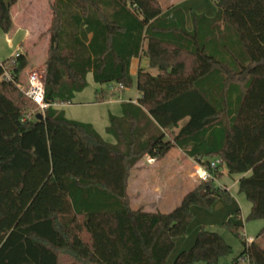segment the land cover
Returning a JSON list of instances; mask_svg holds the SVG:
<instances>
[{
	"label": "trees",
	"instance_id": "trees-1",
	"mask_svg": "<svg viewBox=\"0 0 264 264\" xmlns=\"http://www.w3.org/2000/svg\"><path fill=\"white\" fill-rule=\"evenodd\" d=\"M4 1L0 28L9 33L15 0L9 9ZM213 2V17L191 11L188 30L185 12L163 17L160 0H53L45 60L51 107L41 121L21 88L28 54L1 62L11 80L0 66V264H167L193 207L231 202L218 184L225 174L240 177L238 192L252 205L247 220L264 222V0ZM141 57L158 75L138 70L137 103L110 116L114 144L56 108L72 103L89 74L99 85L131 87V62ZM172 148L200 160L212 178L170 212L132 209V169ZM223 227L244 245L233 264H264V227L251 243L235 220ZM231 253L219 233L202 228L171 264H219Z\"/></svg>",
	"mask_w": 264,
	"mask_h": 264
},
{
	"label": "rangeland",
	"instance_id": "rangeland-1",
	"mask_svg": "<svg viewBox=\"0 0 264 264\" xmlns=\"http://www.w3.org/2000/svg\"><path fill=\"white\" fill-rule=\"evenodd\" d=\"M168 1L169 0H160L163 8H168ZM187 1V0H186ZM203 4V14L206 12H209L210 9L211 11H214V15L216 14L217 8L216 5L214 4L213 0H201ZM24 31L21 29H13L9 33H5L1 28H0V62L6 61L12 57L15 56L17 52L19 53H25V52H30L29 58L32 62V67H36V71L43 74V59H44V54L42 50H40V40L32 42V45L30 46L33 49H39L38 51H35L32 55V50L29 51L28 46H24L22 44L23 38H24ZM46 35V34H44ZM44 37V36H43ZM32 69V68H30ZM26 76L27 73L22 74V81L23 85L26 84ZM117 86V84H114ZM101 90H106L107 92V98L102 101V102H97L96 101V96L97 92H101ZM111 92L109 91L108 87L105 85H99L94 82L92 74H89L87 76V84L84 90L81 92L79 91L78 93L75 94V97L70 104H64V105H59L56 108L59 111H63L65 117L69 120L73 121H79L80 123L84 124H90L92 125L95 130L98 132V134L104 139L105 142L114 144L115 139L114 137L107 132V127L109 126L110 123V116H117L120 117L123 114V103L129 102L131 99L133 100L137 94V78L134 77L133 84L131 87H126L122 92H117L114 93L113 95L110 94ZM167 155V161L168 162H175V158L178 156L176 150H171ZM192 162L189 160H185L182 162V167L185 168H190ZM194 167L190 168L191 174L194 171ZM239 176L234 175V176H228L225 175L222 180L218 181V184L220 185H226L231 193L236 195L237 193V179ZM195 179V178H194ZM167 183L172 187L171 193H173V197L171 200L173 201L170 204L166 206H159V210L162 212H170L172 209H174L179 203H180V198L182 195L188 193L189 190H191L192 186L189 187V185L185 186L184 184H177V178L173 176L172 179L168 178L166 179ZM197 182L194 184H198L199 181L195 179ZM164 182V181H163ZM165 183V182H164ZM175 185V186H174ZM220 185V186H221ZM133 190H131L132 198L133 197ZM243 200V207L241 208V211H239V208L237 207L236 201H235V206L236 210L232 213V219L235 220L238 224H241L243 226V234L246 236V238H256L258 234L261 232V230L264 227V222L262 220H247V217L250 213L251 210V204L247 200L246 196L244 194H240ZM236 197V196H234ZM237 198V197H236ZM139 199H135V202L133 203V206L136 208L139 204L136 201ZM221 203V207H227L231 204V202H226L222 199H219L216 201V203ZM232 205V204H231ZM216 207V206H215ZM195 210L192 209V213L194 215L193 220L191 221L189 228L192 231L193 227H199L200 230L202 228H206L207 230L214 231L220 234L224 238V240L231 246L232 248V253L226 257L221 258L219 264H233L235 261V258H237L242 251L244 250V245L242 241L239 238H236L235 235H233L229 230L223 227V224L227 221L223 220L220 221L219 224L215 226H211V224H214L212 222L215 221L217 217L216 210H207L205 208L195 206ZM197 209H201L202 211H206L207 215H202L199 212H196ZM217 209V208H216ZM214 211V212H212ZM219 211V210H217ZM239 211V215L236 219H234L235 214ZM220 215V212H218ZM230 220V219H229ZM228 220V221H229ZM190 230L188 229L186 236L178 237L175 240L176 241H181L187 238V236L190 233ZM179 243V242H178ZM193 246V245H192ZM191 248V247H190ZM189 249V248H188ZM183 251V250H182ZM181 251H177L176 248L173 250L171 253L167 264H170L173 262V260L176 258V256L179 254ZM196 264H207L206 262H198Z\"/></svg>",
	"mask_w": 264,
	"mask_h": 264
},
{
	"label": "crops",
	"instance_id": "crops-1",
	"mask_svg": "<svg viewBox=\"0 0 264 264\" xmlns=\"http://www.w3.org/2000/svg\"><path fill=\"white\" fill-rule=\"evenodd\" d=\"M53 0H15V4L11 7L10 12L13 19V29H21L24 31L25 35L23 38L22 44L24 46H28L29 51L32 50V55L35 51H38L39 49H33L30 46L32 45V42L38 41V39L41 41L40 43V50L43 51L44 54V61L42 64L43 67V75L46 76V66H45V60H46V54L49 44V35L47 33L51 21H52V10L50 8V4ZM181 8L186 15V28L188 30H192L193 24L191 19V11H194L197 14H203L204 10L203 4L201 0H169L168 1V8H164L163 17H168L173 10ZM204 15L207 17H213L214 11L210 9L209 12H206ZM46 34V35H44ZM44 36V37H43ZM33 46V45H32ZM31 52V51H30ZM30 52H25L30 54ZM29 66L24 70L23 73H28L32 71H36V67H32V62L29 58ZM32 68V69H30ZM139 69H144L145 71L151 73L153 76L158 75L157 69L151 68L149 66V60L146 57L136 58L133 59L131 62V75L134 79V77L137 78V72ZM22 73V74H23ZM106 87H109L105 85ZM140 98V94L137 90V94L135 98L130 101L133 103H137L138 99ZM129 101V102H130ZM171 150H176L178 156L175 158V162H168L167 161V155ZM162 159L154 161V163L149 164L147 162L149 156H145L133 169L131 172V176L128 183V195L130 197V203L132 209H139L143 208L145 211L148 212H162L159 209V206H166L168 204L171 205L173 202L171 198L173 197V193H171L172 187L169 185L166 181V179L170 178L172 179L173 176L177 178V184H184L185 186L191 185V190L196 186L194 185L197 181L192 177L191 170L193 166H195L200 160H197L195 158H186L184 157V154L182 151L178 148H172ZM185 160H189L192 162L190 168L182 167V162ZM226 172V171H224ZM227 175V174H225ZM240 177H238L236 183L238 186V180ZM165 183H164V182ZM174 185V186H175ZM221 185V184H220ZM226 187L228 190L229 188L226 185H221ZM131 190H133V197L131 194ZM190 191V190H189ZM188 191V192H189ZM230 191V190H229ZM231 204L227 207H221V203H216L213 205L212 210H216V213L218 214L215 219L214 224H211V226H215L220 223V221H228L229 219H232V213L236 210L235 201L237 204V207L239 208V211H241V208L243 207V200L241 197V193L238 192L231 193ZM185 195V194H184ZM184 195L181 196L180 202ZM236 196V197H234ZM135 199L138 202V206L135 208L133 206V203L135 202ZM216 206V207H215ZM217 208V209H216ZM195 210V208H192ZM219 210V211H217ZM196 212H199L202 215H207L206 211H202L201 209H197ZM214 212V211H212ZM220 212V215L219 213ZM166 213V212H163ZM190 230V228H188ZM200 231L199 227H193L192 231L190 230L189 235L186 239L181 241H176L175 248L177 251H188L192 245H194L196 237L198 232ZM177 239V238H176ZM175 239V240H176ZM247 239H254V238H247ZM179 242V243H178ZM174 248V249H175ZM189 248V249H188ZM180 253V252H179ZM221 260V259H220ZM172 263V262H171ZM170 263V264H171ZM221 263V262H220ZM240 264H246L244 261H241Z\"/></svg>",
	"mask_w": 264,
	"mask_h": 264
},
{
	"label": "built area",
	"instance_id": "built-area-1",
	"mask_svg": "<svg viewBox=\"0 0 264 264\" xmlns=\"http://www.w3.org/2000/svg\"><path fill=\"white\" fill-rule=\"evenodd\" d=\"M19 56V52L15 54V57ZM0 66H3V64L0 62ZM4 79L5 80H11V75L8 68L4 65ZM45 76L37 71H32L27 73L26 76V84L22 85V90L26 94V96L35 104L37 111L39 113H44L46 109L51 107V104L47 103L45 100ZM125 88L122 85H110L109 90L110 91H121ZM155 159L152 157H149L147 162L149 164L154 163ZM221 164L220 159L212 160L210 162L211 168H216L218 165ZM192 177L197 179L198 181H208L212 178L210 172L202 165L200 162H198L195 167L194 171H192ZM254 239H247L248 243H251Z\"/></svg>",
	"mask_w": 264,
	"mask_h": 264
},
{
	"label": "water",
	"instance_id": "water-1",
	"mask_svg": "<svg viewBox=\"0 0 264 264\" xmlns=\"http://www.w3.org/2000/svg\"><path fill=\"white\" fill-rule=\"evenodd\" d=\"M4 2H5V4L7 5L8 9H9L10 8L9 7V0H5ZM37 119L40 120V121L44 120V115L42 113L37 114Z\"/></svg>",
	"mask_w": 264,
	"mask_h": 264
}]
</instances>
